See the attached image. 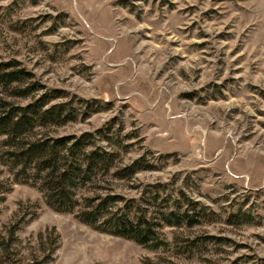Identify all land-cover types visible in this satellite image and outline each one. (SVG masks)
Here are the masks:
<instances>
[{
	"label": "rangeland",
	"instance_id": "rangeland-1",
	"mask_svg": "<svg viewBox=\"0 0 264 264\" xmlns=\"http://www.w3.org/2000/svg\"><path fill=\"white\" fill-rule=\"evenodd\" d=\"M9 60L66 93L77 117L53 135L100 131L152 166L103 193L196 220L142 246L53 210L0 160V264L53 248L45 264H264V0H0Z\"/></svg>",
	"mask_w": 264,
	"mask_h": 264
},
{
	"label": "trees",
	"instance_id": "trees-1",
	"mask_svg": "<svg viewBox=\"0 0 264 264\" xmlns=\"http://www.w3.org/2000/svg\"><path fill=\"white\" fill-rule=\"evenodd\" d=\"M33 77L18 61H0V160L10 164L15 181L38 188L46 204L57 212L153 249L166 244L161 231L164 225L179 226L184 218L189 225L194 223V215L180 218L172 209L157 218L149 217L140 208V200L127 202L120 193H103L104 182L131 179L152 166L141 158L122 163L119 152L100 145L96 136L100 131L53 135L51 128L75 121L77 113L69 102L57 101L66 94L63 90H49L37 81L27 83ZM16 98L30 100L19 104ZM134 203L139 205L135 208ZM216 238L205 236L203 240ZM54 250L27 264H45L53 259Z\"/></svg>",
	"mask_w": 264,
	"mask_h": 264
}]
</instances>
